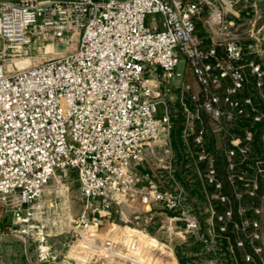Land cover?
<instances>
[{"label":"built area","instance_id":"built-area-1","mask_svg":"<svg viewBox=\"0 0 264 264\" xmlns=\"http://www.w3.org/2000/svg\"><path fill=\"white\" fill-rule=\"evenodd\" d=\"M250 1L264 0H0V201L12 204L22 234L35 221L42 233L48 185L75 169L85 209L72 231L82 259L179 264L187 236L206 242L177 176L170 101L180 79L185 167L194 164L224 205L213 210L214 236L231 227L243 233L237 247L262 255L263 209L254 205L258 217L239 223L231 205L233 195L257 196L264 181V68L244 58L238 29V6ZM202 20L208 40L197 34ZM207 118L227 135L221 154L208 143ZM148 154L154 165L144 170ZM160 214L165 239L144 227Z\"/></svg>","mask_w":264,"mask_h":264},{"label":"rangeland","instance_id":"rangeland-1","mask_svg":"<svg viewBox=\"0 0 264 264\" xmlns=\"http://www.w3.org/2000/svg\"><path fill=\"white\" fill-rule=\"evenodd\" d=\"M240 15V24L238 29L243 33L244 43V58L253 59L255 62H260L264 68V1H259L256 4L253 1L241 3L237 9ZM257 19L256 27L252 36H248V30L252 27V23ZM262 27L260 32L257 28ZM197 34L208 40V31L206 30L205 22L199 21L197 24ZM57 49H63L62 43L56 44ZM34 62V58H31ZM180 69L186 68L185 62H181ZM194 81L187 69L185 80ZM181 80L176 79L172 83V100L170 107L174 115V129H176L178 137L177 152V176L181 179L187 190V200L191 207L196 211L202 221L204 231L207 235V241L201 242L193 236H187L184 243L177 245V258L179 264H255L246 258V252L241 249L242 260H235L233 256V248L231 243L229 249L232 251L230 256L234 258L230 260L225 247L221 244V235L219 238L214 236V228L217 227L215 214L213 210L222 211L224 205L217 203L211 198L210 188L206 185L202 175L198 173V169L194 164L190 168H186L184 140L182 137V129L185 124V117L180 107L181 96ZM251 91H253L251 89ZM243 94V93H242ZM161 113V111H160ZM208 125L207 140L212 149L222 153V146L226 142L227 135L223 131H215L212 128V121L206 119ZM239 133V131H235ZM182 142V143H181ZM221 157V156H220ZM147 161L142 169L148 170L153 164V159L150 154L146 157ZM260 203L257 205L263 209L261 217L264 219V181L260 192ZM46 205L44 208L46 219L44 220L45 227L40 232L42 225L36 221L33 222L36 226L29 234L20 232V225L16 221L13 206L10 202L0 201V264H102L101 260L92 258L84 260L81 256L85 253L80 243L75 241L73 236L72 226L73 220L85 209L84 200L79 194V180L75 169H68L65 172H58L56 178H53L48 185V192L45 196ZM235 200H243L246 205L249 201L246 194L238 199L234 195L231 197V205L234 207ZM242 203V204H244ZM239 208V206H238ZM159 212L162 209H158ZM215 210V211H216ZM163 214V213H162ZM158 215L154 222L144 224L146 230L157 238H166V229L162 226L163 215ZM146 215H140L141 222L145 223ZM39 225V226H38ZM110 225H106L107 229ZM232 236L241 238L240 231L229 227ZM44 235V239L42 236ZM230 242V241H229ZM257 245L263 248L262 258L264 259V233L257 240ZM214 247V250L211 248ZM41 250L46 253V258L41 260ZM216 251V255L214 254ZM88 254V251H85ZM245 253V254H244ZM92 258V259H91ZM261 258V259H262ZM88 261V262H87ZM154 261V260H152ZM148 264H159V262H151L147 259ZM264 264V260L262 261ZM257 264V263H256Z\"/></svg>","mask_w":264,"mask_h":264},{"label":"trees","instance_id":"trees-1","mask_svg":"<svg viewBox=\"0 0 264 264\" xmlns=\"http://www.w3.org/2000/svg\"><path fill=\"white\" fill-rule=\"evenodd\" d=\"M260 128H261V123L257 122L256 125H255L256 133H255V138H254V141H253V152L255 154H259V155L262 154V152H263L262 145H261V142L259 140V130H260ZM176 132H177L176 129H174V131H173V142H174L175 147L178 146V137H177V133ZM262 187H263V183L261 184V189L259 190L257 196H249V195L246 194V197H247L248 201L250 202L248 206L246 205L247 203L243 202V200H241L239 202H238V200H235L236 202L234 204V207L232 206V208H233V216H234L235 221L241 223L243 218L258 217L254 213L253 206L254 205H258L260 203V196L259 195H260V192L262 190ZM242 203H244V204H242ZM239 204L245 206V208H246V210H245L243 215H241L239 210H238ZM262 221L264 222V219H262ZM216 229L218 230V225H217ZM230 232H231V230L229 228V230L226 233L221 234V239H220V240H222L221 244L225 247L227 254H229L228 258H230L231 261L234 259V258H232L230 256L232 251L229 249V245L231 243V246L233 248V256L235 257V260L236 259L237 260H239V259L242 260V255H241L240 252H241V249H244V251L246 253L249 252V253H251L253 255L255 261L257 262V264H262L261 256L256 254L254 249L251 248L248 243L245 244L244 248L237 247L236 246V237L232 236L233 234H231ZM240 235L243 236V233L240 232Z\"/></svg>","mask_w":264,"mask_h":264},{"label":"bare ground","instance_id":"bare-ground-1","mask_svg":"<svg viewBox=\"0 0 264 264\" xmlns=\"http://www.w3.org/2000/svg\"><path fill=\"white\" fill-rule=\"evenodd\" d=\"M29 63H30L29 60H18V61H17V64H18L19 66L27 65V64H29Z\"/></svg>","mask_w":264,"mask_h":264},{"label":"crops","instance_id":"crops-1","mask_svg":"<svg viewBox=\"0 0 264 264\" xmlns=\"http://www.w3.org/2000/svg\"><path fill=\"white\" fill-rule=\"evenodd\" d=\"M199 264H201V263H199ZM214 264V263H213Z\"/></svg>","mask_w":264,"mask_h":264}]
</instances>
